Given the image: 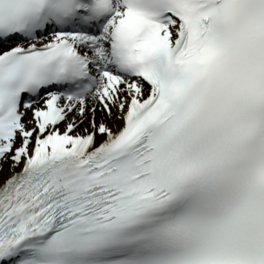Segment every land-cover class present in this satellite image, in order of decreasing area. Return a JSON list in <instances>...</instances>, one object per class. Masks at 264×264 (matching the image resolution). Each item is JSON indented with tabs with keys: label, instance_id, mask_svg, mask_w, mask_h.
<instances>
[{
	"label": "snow or ice",
	"instance_id": "obj_1",
	"mask_svg": "<svg viewBox=\"0 0 264 264\" xmlns=\"http://www.w3.org/2000/svg\"><path fill=\"white\" fill-rule=\"evenodd\" d=\"M0 264H264V0H0Z\"/></svg>",
	"mask_w": 264,
	"mask_h": 264
}]
</instances>
